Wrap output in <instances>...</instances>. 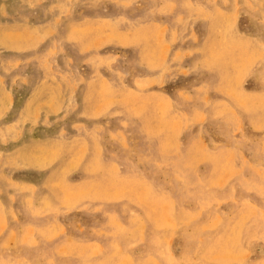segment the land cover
<instances>
[{
    "label": "rangeland",
    "instance_id": "1",
    "mask_svg": "<svg viewBox=\"0 0 264 264\" xmlns=\"http://www.w3.org/2000/svg\"><path fill=\"white\" fill-rule=\"evenodd\" d=\"M0 264H264V0H0Z\"/></svg>",
    "mask_w": 264,
    "mask_h": 264
},
{
    "label": "bare ground",
    "instance_id": "2",
    "mask_svg": "<svg viewBox=\"0 0 264 264\" xmlns=\"http://www.w3.org/2000/svg\"><path fill=\"white\" fill-rule=\"evenodd\" d=\"M91 2V1H90ZM262 3V2H261ZM11 9V8H10ZM229 55H230V53H229ZM52 104V103H51ZM65 199V198H64ZM30 210V209H29ZM2 217V216H1ZM71 240V239H70ZM232 262V261H231Z\"/></svg>",
    "mask_w": 264,
    "mask_h": 264
}]
</instances>
